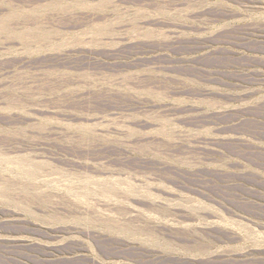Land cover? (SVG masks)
I'll return each mask as SVG.
<instances>
[{
  "label": "rangeland",
  "instance_id": "1",
  "mask_svg": "<svg viewBox=\"0 0 264 264\" xmlns=\"http://www.w3.org/2000/svg\"><path fill=\"white\" fill-rule=\"evenodd\" d=\"M0 264H264V0H0Z\"/></svg>",
  "mask_w": 264,
  "mask_h": 264
},
{
  "label": "bare ground",
  "instance_id": "2",
  "mask_svg": "<svg viewBox=\"0 0 264 264\" xmlns=\"http://www.w3.org/2000/svg\"><path fill=\"white\" fill-rule=\"evenodd\" d=\"M131 237V236H130ZM139 239V238H138ZM141 241V240H140ZM146 243V242H145ZM152 245H154V244H152ZM157 245V244H156Z\"/></svg>",
  "mask_w": 264,
  "mask_h": 264
}]
</instances>
